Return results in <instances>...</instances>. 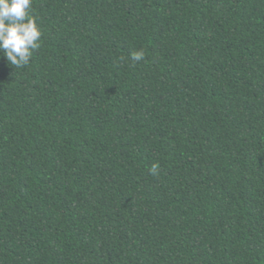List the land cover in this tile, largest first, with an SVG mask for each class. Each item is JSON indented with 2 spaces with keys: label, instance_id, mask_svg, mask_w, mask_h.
I'll list each match as a JSON object with an SVG mask.
<instances>
[{
  "label": "trees",
  "instance_id": "trees-1",
  "mask_svg": "<svg viewBox=\"0 0 264 264\" xmlns=\"http://www.w3.org/2000/svg\"><path fill=\"white\" fill-rule=\"evenodd\" d=\"M30 12L29 65L0 52V264H264V0Z\"/></svg>",
  "mask_w": 264,
  "mask_h": 264
},
{
  "label": "clouds",
  "instance_id": "clouds-1",
  "mask_svg": "<svg viewBox=\"0 0 264 264\" xmlns=\"http://www.w3.org/2000/svg\"><path fill=\"white\" fill-rule=\"evenodd\" d=\"M32 0H0V52L16 69L29 65L33 52L41 47V30L31 15ZM145 58L143 49L130 55L132 62ZM159 164L153 163L149 174H158Z\"/></svg>",
  "mask_w": 264,
  "mask_h": 264
}]
</instances>
